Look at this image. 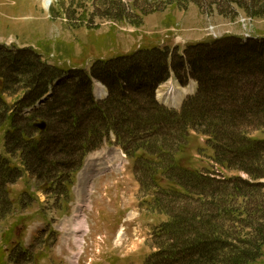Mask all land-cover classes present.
Wrapping results in <instances>:
<instances>
[{"label":"rangeland","instance_id":"1","mask_svg":"<svg viewBox=\"0 0 264 264\" xmlns=\"http://www.w3.org/2000/svg\"><path fill=\"white\" fill-rule=\"evenodd\" d=\"M246 39L248 43L244 42ZM257 40L264 41V0H0V47L13 51L31 50L39 55L42 62L65 71L62 80L54 84H59L57 88L50 87V95L35 108H47L59 94L60 85L81 80L79 72L89 74L94 102L107 101L111 97L110 88L103 82L104 77H98L104 67L101 62H112L144 48L156 47L168 52L173 59L180 56L186 58L190 46H206L200 49L211 46L212 49L205 51L212 50L209 54H214L217 47L234 44L242 55L241 52H245L249 44L258 46ZM214 55L218 59H205L204 66L198 69L199 74L208 73L215 79L204 85L208 97L228 92L231 84L225 79L231 67H234L236 77L247 76L256 83L255 87L246 88L240 98L260 91L264 70L235 62L233 56L222 60L221 55ZM161 59L163 66L154 67L155 71L165 70L164 56L161 55ZM169 63L171 70L173 61L169 59ZM117 66L112 65L108 69L114 68L115 75H118ZM178 71H182V64L178 66ZM186 72H189L187 68ZM175 74L172 70L171 77L155 89L154 101L157 105L163 106L160 96L170 91L181 90L183 95L184 90L194 91L195 95L190 96V92L186 95L188 100L198 94L200 86L195 82L197 71L194 70L190 77L194 81L181 82ZM109 83L113 81L110 79ZM95 84L107 87L109 95L104 98L100 94L101 85L96 89L97 97L93 95ZM146 87L142 86L141 94ZM116 90L122 99L132 101V98L141 96L132 91V81L120 79ZM27 92L28 89L22 85H16L13 92L2 97L3 102L9 105L8 116L17 115L14 117L15 126L9 122L4 129L0 128V156L7 157L24 174L14 185L8 186L12 206L11 212L8 211L3 218L0 216V261L5 258L3 264H145L148 257L160 249L156 245L160 241L154 237L156 229L173 220L177 209H189L190 214L195 207L178 203L176 196H165L163 190L169 186L162 177L155 182L148 177L141 184L139 179L142 174L137 170V164L122 158L124 152L113 134L89 153L79 172L74 174V166L71 176H68L69 171L57 174V177L62 175V180L51 188L43 189L35 171L24 166L23 156L20 153L8 155L7 151L8 130L25 127V121L33 113L32 108L20 103ZM68 100L67 109L69 112L78 111L81 122L66 134L63 128L66 121L59 119L49 125L45 134L34 129L32 136L44 138L38 153L47 157L50 166H57L58 171L64 153L76 152L77 155L78 140L86 134L83 132L86 123L93 121L99 127L106 125L97 111L85 113L88 103L82 89L77 97ZM216 104L222 106L221 102ZM129 108L128 114L133 115L135 110L131 105ZM137 114L141 118L144 116L141 112ZM119 120V125L126 124L124 118ZM41 121L49 123L44 119L35 122ZM140 122L131 125L142 127ZM238 127L244 137L264 140V119ZM191 134L195 135L190 144V150H194L193 169L214 176L217 182L226 175V178L241 182L245 187V196L236 199L243 211H234L225 220L227 226L241 231L244 236H254L258 229L264 233V169L254 167L255 177L258 178H253L247 171L231 172L221 166L217 171L214 153L208 148L211 135H198L194 130ZM244 156L248 155L241 154L240 157ZM120 161L124 163L121 170L116 166ZM68 164L73 163L69 161ZM51 170L54 172L53 168ZM215 172L218 174L213 175ZM245 211L252 214L243 215ZM40 214H45L47 220ZM20 218H24L22 222ZM216 224L223 222L216 220ZM206 233L212 238L218 237L212 231ZM10 234L11 246H8L5 242ZM22 236L23 244L19 247L16 243ZM243 240L246 238L237 237L229 242L231 249L228 252L235 250L234 247L240 246ZM24 248L30 254L22 252ZM200 248L188 249L192 251L190 255ZM183 257L188 258L189 254L174 256L170 260H175L173 264H177ZM170 260L160 264H172ZM221 263L224 262L216 260L212 264ZM248 264H264V245H260L254 261Z\"/></svg>","mask_w":264,"mask_h":264},{"label":"trees","instance_id":"2","mask_svg":"<svg viewBox=\"0 0 264 264\" xmlns=\"http://www.w3.org/2000/svg\"><path fill=\"white\" fill-rule=\"evenodd\" d=\"M257 45L249 44L247 48L243 47L246 50L241 52L242 55L238 46L224 45L221 48L217 47L214 54L221 55L219 57L222 60L233 56L235 62L250 64L248 66L264 70V44L257 43ZM202 47L206 46L196 48L190 46L186 51V58L180 56L172 59L168 52L150 47L112 62H101L104 67L98 77H104L103 82L110 88L111 97L107 101L94 102L89 74L79 72L81 80L75 79L60 85L59 94L45 109L35 106L48 95L50 87L57 88L59 84L55 86L54 84L62 80L65 71L42 62L39 55L31 50L13 51L0 47V128L4 129L9 122L12 126L16 124L14 117L17 114L8 116L9 105L4 103L2 98L3 94L13 92L14 86L22 85L28 89L20 103L26 108H32L33 111L31 117L25 121V127L21 129L13 127L6 133L8 155L15 156L20 153L23 156L24 166L35 171V176L43 189L51 188L52 185L57 184V181L62 180V175L57 177V174L69 171L68 176H71L74 166H76L74 174L79 172L87 155L96 150L98 143L107 140L113 133L117 137L118 144L131 159L135 160L137 170L142 174V178L139 179L141 184H144V180L148 177L153 182L158 180V177H162L169 186L163 190L165 196H176L178 203L195 207L190 214H188L189 209H177L176 217L157 229L154 237L160 241V244H156L160 249L151 254L146 264H160L169 261L171 257L183 254H189V257H183L177 264H212L216 260H222L224 263L221 264H248L254 261L260 245H264L262 229H258L259 232H255L254 236L252 234L244 236L241 231L227 226L228 222L225 221L234 211H243L241 206L237 205L236 199L245 196L244 185L233 179L217 182L218 180L212 176L195 171L191 162L194 150H190V144L195 136L191 134V130H194L198 135H211L208 148L214 153L213 161L225 170L247 171L254 178L256 176L254 167L259 170L264 169V140L248 139L239 132L238 127L240 124L264 119V82H261L259 92L240 98V94L246 88H253L256 83L247 76L236 77L234 67H231L225 79L231 84L228 92L224 94L219 92L216 97H208L204 85L215 79L208 73L199 74L198 69L204 66L205 59L213 61L218 59V56L209 54L212 50L205 51L213 47L200 49ZM26 52L30 54L27 55ZM161 55L164 56L165 70L155 71L154 67L163 66ZM169 59L173 61L171 70ZM180 64L182 71H178ZM112 65H118L116 68L118 75H115L114 68L108 69ZM186 68L189 72H186ZM172 70L181 82L189 80L195 70L197 71L195 80L200 84L198 94L188 100L181 111L169 110L154 101L155 89L171 77ZM108 79L113 83H109ZM120 79L132 81V91L137 94H141L142 86L148 87L144 94L136 95L137 99L132 98V101L122 99L116 90ZM120 88L123 90L122 87ZM80 89L84 91L88 103L85 113L97 111L106 125L102 124L99 127L93 121L86 123L83 127V132L86 134L78 140L80 146L77 155L76 152L64 153L58 171L55 168L57 166L51 167L47 157L38 153L37 149L44 142V138L32 137L34 124L38 119H44L49 121L47 123L50 127V124L64 119L66 121L63 124L64 132L69 134L81 121L78 111L74 109L69 112L67 109L68 99L77 97ZM218 102H221L222 106H218L216 104ZM129 105L135 110L133 115L128 114ZM139 112L144 114V119L138 116ZM119 118H124L126 124L119 125ZM139 121L142 127L138 126L139 124L131 125ZM241 154L248 156L240 157ZM69 161L73 164L69 165ZM23 173L24 171L15 167L7 157L0 156V216L2 215V218L8 214V211L11 212L12 201L8 186L14 185ZM257 209L260 211L259 204ZM242 214L252 213L245 211ZM23 219L20 218L19 221L22 222ZM216 220L222 221L223 224L217 225ZM207 231L214 232L218 237H210ZM237 237L246 240L241 241L240 246L234 247L235 250L228 252L231 249L229 242ZM11 238L12 234L6 239V245L11 246ZM23 238L24 236L20 238L21 240L18 239L20 241H17L16 245L21 247ZM198 246L201 248L190 255L191 250L188 249ZM23 250L26 251L25 248ZM170 261L173 264L175 260ZM3 262L0 261V264Z\"/></svg>","mask_w":264,"mask_h":264},{"label":"bare ground","instance_id":"3","mask_svg":"<svg viewBox=\"0 0 264 264\" xmlns=\"http://www.w3.org/2000/svg\"><path fill=\"white\" fill-rule=\"evenodd\" d=\"M189 92H190V90H184V93H185L184 95L181 94V90H179V92L178 91L177 92H170V94H164V95L162 94L160 96V99H161V101H162L163 104L169 105L171 107H179L178 106V103L181 105L182 104V101H183V98L186 97V95ZM107 93H108V90L106 88H104V87L101 86L100 87V94L103 95V96H105L104 98H106ZM180 96H182V98ZM104 98H101V99H104ZM105 168H107V167H105ZM79 229L81 231L82 230V227L79 226Z\"/></svg>","mask_w":264,"mask_h":264},{"label":"water","instance_id":"4","mask_svg":"<svg viewBox=\"0 0 264 264\" xmlns=\"http://www.w3.org/2000/svg\"><path fill=\"white\" fill-rule=\"evenodd\" d=\"M35 127L37 128V129H39L40 131H42V132H44V131H46V129H47V123L46 122H40V123H36L35 124Z\"/></svg>","mask_w":264,"mask_h":264}]
</instances>
